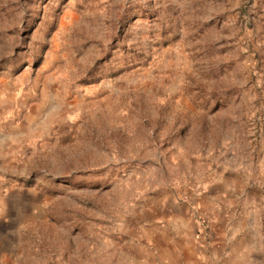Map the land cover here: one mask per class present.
Here are the masks:
<instances>
[{"label": "rangeland", "instance_id": "374dc122", "mask_svg": "<svg viewBox=\"0 0 264 264\" xmlns=\"http://www.w3.org/2000/svg\"><path fill=\"white\" fill-rule=\"evenodd\" d=\"M215 234L264 264V0H0V264Z\"/></svg>", "mask_w": 264, "mask_h": 264}, {"label": "crops", "instance_id": "0c3cea01", "mask_svg": "<svg viewBox=\"0 0 264 264\" xmlns=\"http://www.w3.org/2000/svg\"><path fill=\"white\" fill-rule=\"evenodd\" d=\"M165 236L164 239L165 240V244L167 247V253L169 254H174L175 255L177 253L176 249H175V241L174 239H172V241H169V238H172L171 236H177L179 238H181L182 242L180 243V245L182 246V248L184 249V251H186L185 249H188L190 247V236L191 234H163ZM202 235V234H201ZM204 235V234H203ZM229 238V234H215V238L214 240H216V242L212 243L211 246H207L209 245V243H206L204 245V249L198 248L197 251V256L200 257L201 259L197 261V264H207L208 262L207 259L209 258L208 255H210L211 257L215 258L216 261L221 260L222 257L224 256H231L230 251L231 248H229L228 246V242L229 240H225ZM179 245V244H178ZM175 249V250H173ZM204 261V262H202Z\"/></svg>", "mask_w": 264, "mask_h": 264}]
</instances>
